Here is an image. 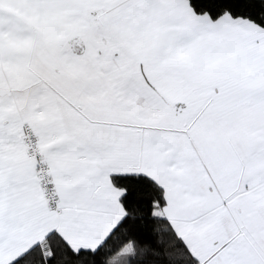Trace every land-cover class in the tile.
Instances as JSON below:
<instances>
[{"label":"snow or ice","instance_id":"6c2138e0","mask_svg":"<svg viewBox=\"0 0 264 264\" xmlns=\"http://www.w3.org/2000/svg\"><path fill=\"white\" fill-rule=\"evenodd\" d=\"M0 264H264V0H0Z\"/></svg>","mask_w":264,"mask_h":264}]
</instances>
